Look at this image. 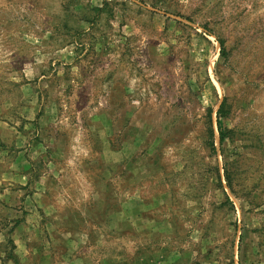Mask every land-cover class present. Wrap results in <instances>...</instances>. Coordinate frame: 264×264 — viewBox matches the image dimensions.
I'll return each mask as SVG.
<instances>
[{"label": "rangeland", "instance_id": "rangeland-1", "mask_svg": "<svg viewBox=\"0 0 264 264\" xmlns=\"http://www.w3.org/2000/svg\"><path fill=\"white\" fill-rule=\"evenodd\" d=\"M0 264H264V0H0Z\"/></svg>", "mask_w": 264, "mask_h": 264}, {"label": "trees", "instance_id": "trees-1", "mask_svg": "<svg viewBox=\"0 0 264 264\" xmlns=\"http://www.w3.org/2000/svg\"><path fill=\"white\" fill-rule=\"evenodd\" d=\"M218 112H219V110H218ZM217 127H218V131H219V141H220V143H222V141L224 139V135H223L224 128L222 126V123L219 121L218 115H217Z\"/></svg>", "mask_w": 264, "mask_h": 264}]
</instances>
